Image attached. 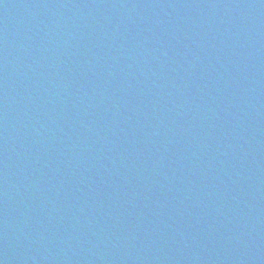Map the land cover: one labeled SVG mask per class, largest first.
<instances>
[{"label": "water", "instance_id": "water-1", "mask_svg": "<svg viewBox=\"0 0 264 264\" xmlns=\"http://www.w3.org/2000/svg\"><path fill=\"white\" fill-rule=\"evenodd\" d=\"M0 264H264V0H0Z\"/></svg>", "mask_w": 264, "mask_h": 264}]
</instances>
